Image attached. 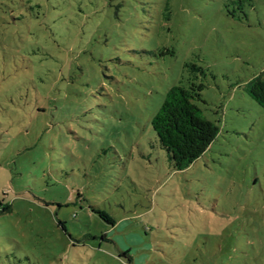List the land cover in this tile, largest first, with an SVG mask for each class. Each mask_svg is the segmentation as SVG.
<instances>
[{"label":"rangeland","instance_id":"rangeland-1","mask_svg":"<svg viewBox=\"0 0 264 264\" xmlns=\"http://www.w3.org/2000/svg\"><path fill=\"white\" fill-rule=\"evenodd\" d=\"M256 77L264 0H0V264H264ZM191 84L219 132L174 171Z\"/></svg>","mask_w":264,"mask_h":264},{"label":"trees","instance_id":"trees-1","mask_svg":"<svg viewBox=\"0 0 264 264\" xmlns=\"http://www.w3.org/2000/svg\"><path fill=\"white\" fill-rule=\"evenodd\" d=\"M201 85L171 87L151 119L159 147L172 163L174 171L188 168L217 136L218 127L206 120L195 102L201 100ZM248 97L264 110V79L256 77L245 85ZM1 206V202H0ZM2 211H7L3 207ZM101 218L107 219L103 214ZM111 226L115 223L109 220Z\"/></svg>","mask_w":264,"mask_h":264}]
</instances>
